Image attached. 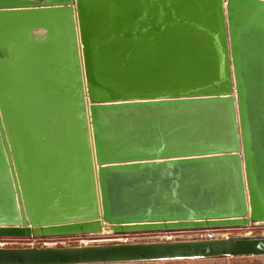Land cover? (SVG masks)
Returning a JSON list of instances; mask_svg holds the SVG:
<instances>
[{
	"label": "water",
	"instance_id": "95a60500",
	"mask_svg": "<svg viewBox=\"0 0 264 264\" xmlns=\"http://www.w3.org/2000/svg\"><path fill=\"white\" fill-rule=\"evenodd\" d=\"M264 224V0H0V236ZM264 256L263 234L0 246V264Z\"/></svg>",
	"mask_w": 264,
	"mask_h": 264
},
{
	"label": "built area",
	"instance_id": "2783aa9c",
	"mask_svg": "<svg viewBox=\"0 0 264 264\" xmlns=\"http://www.w3.org/2000/svg\"><path fill=\"white\" fill-rule=\"evenodd\" d=\"M250 226V225H249ZM188 230V229H186ZM186 230H172V231H156L159 233L157 238L159 239H166L172 240L176 238H182L181 235ZM240 230L242 232H240ZM225 231V232H222ZM194 237L199 236L201 238L205 237H215V236H227L233 234H252L251 231L246 227H229V228H206V229H193ZM137 233V232H136ZM101 233L95 234H77V235H67V236H54V237H32V236H0V246H4L8 243L15 242L16 240L26 239L31 241V245H56L59 242L68 241L69 245H76V244H90L96 243L97 240L95 239ZM109 241H133V237L131 238L130 233H113L110 234ZM187 238H190L191 235H187Z\"/></svg>",
	"mask_w": 264,
	"mask_h": 264
},
{
	"label": "rangeland",
	"instance_id": "374dc122",
	"mask_svg": "<svg viewBox=\"0 0 264 264\" xmlns=\"http://www.w3.org/2000/svg\"><path fill=\"white\" fill-rule=\"evenodd\" d=\"M248 229L251 231L252 234H263L264 233V224H253V225L248 226ZM192 231H193V229H188V230L184 231L181 234V235H183L182 238H187L188 237L187 235H191V237H194ZM222 232H225V231H222ZM240 232H242V231L240 230ZM110 233H111V230L105 228L104 231L99 236H97L95 239L97 240V242H102V243L109 242L110 235H108V234H110ZM130 234H131L130 235L131 238L133 237V241H136V240L145 241V240L159 239V238H157V235L159 233H156V232H137V233H130ZM196 237H199V236H196ZM176 239H180V238H176ZM30 242L31 241L26 240V239H20V240H16L15 242L8 243L4 246L5 247H7V246H30L31 245ZM56 245L57 246L69 245V242L66 240L64 242H59ZM132 264H142V263H132ZM157 264H159V263H157Z\"/></svg>",
	"mask_w": 264,
	"mask_h": 264
},
{
	"label": "crops",
	"instance_id": "0c3cea01",
	"mask_svg": "<svg viewBox=\"0 0 264 264\" xmlns=\"http://www.w3.org/2000/svg\"><path fill=\"white\" fill-rule=\"evenodd\" d=\"M264 264V256H247V257H220L212 259L197 260H173L162 262H147L142 264ZM132 264V263H122Z\"/></svg>",
	"mask_w": 264,
	"mask_h": 264
},
{
	"label": "bare ground",
	"instance_id": "6f19581e",
	"mask_svg": "<svg viewBox=\"0 0 264 264\" xmlns=\"http://www.w3.org/2000/svg\"><path fill=\"white\" fill-rule=\"evenodd\" d=\"M104 231V230H103Z\"/></svg>",
	"mask_w": 264,
	"mask_h": 264
}]
</instances>
